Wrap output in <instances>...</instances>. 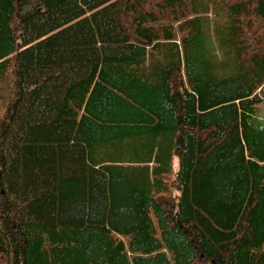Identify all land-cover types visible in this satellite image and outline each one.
<instances>
[{"label": "trees", "instance_id": "16d2710c", "mask_svg": "<svg viewBox=\"0 0 264 264\" xmlns=\"http://www.w3.org/2000/svg\"><path fill=\"white\" fill-rule=\"evenodd\" d=\"M0 103V264H264V0H0Z\"/></svg>", "mask_w": 264, "mask_h": 264}, {"label": "rangeland", "instance_id": "374dc122", "mask_svg": "<svg viewBox=\"0 0 264 264\" xmlns=\"http://www.w3.org/2000/svg\"><path fill=\"white\" fill-rule=\"evenodd\" d=\"M0 105H2L3 106V108L0 110L1 112H3V110H4V107H6V103H0ZM262 109H263V114H264V105H262Z\"/></svg>", "mask_w": 264, "mask_h": 264}]
</instances>
